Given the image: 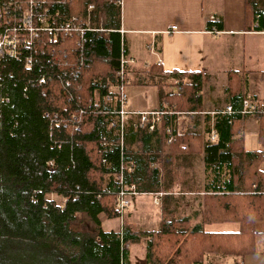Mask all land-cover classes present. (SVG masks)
I'll list each match as a JSON object with an SVG mask.
<instances>
[{"label":"trees","instance_id":"1","mask_svg":"<svg viewBox=\"0 0 264 264\" xmlns=\"http://www.w3.org/2000/svg\"><path fill=\"white\" fill-rule=\"evenodd\" d=\"M35 1L39 2L36 17H77L83 22L93 5L91 28L102 31L40 32L33 39L21 33L19 58L0 61V264H130V250L123 249L122 243L136 244L141 237H150L149 264H198L206 253L237 257L254 253V225L264 217V189L260 183L257 188L252 185L257 181L255 166L259 169L263 164V154L246 152L244 140L234 138L241 124L235 116L232 125V117L215 116L217 142H207L203 149L202 138L198 140L209 182L204 222H237L239 233H187L177 221L167 219L156 232L134 233L127 225L122 235L101 229V214L120 218L114 177L122 162L135 165L129 179L141 192L155 191L144 188L146 175L156 185L160 182V171L151 164L174 162L197 136L187 134L168 144L165 120L154 133H132L138 152L126 144L122 151L110 129L111 112L118 108V101L107 102L120 83L122 57L129 59L121 34L119 0ZM1 2L8 8L4 17L10 28L18 27L31 9L30 0ZM245 19L248 29L258 21L256 31H264V9L259 0H248ZM130 72L129 63L128 85ZM170 75L175 72L154 67L141 71L137 80L162 89L164 78ZM182 75L192 83L183 86L177 111L200 112L203 76ZM260 122L264 145V115ZM153 138L158 139L160 148L151 153L148 144ZM84 214L97 225L96 232L75 229Z\"/></svg>","mask_w":264,"mask_h":264},{"label":"crops","instance_id":"2","mask_svg":"<svg viewBox=\"0 0 264 264\" xmlns=\"http://www.w3.org/2000/svg\"><path fill=\"white\" fill-rule=\"evenodd\" d=\"M261 3L264 9V0ZM247 4L248 0H123L121 34L128 49L131 70L127 87L128 110L157 111L167 106L168 110L177 111L178 105L171 102L170 97L179 96L183 86L192 83L191 78L182 77L183 73L202 74V110L188 115L183 125L184 135L197 136L196 140L189 141L190 149L165 166L161 165V160L153 162L151 168L160 171L159 185L149 180L148 175L143 180L144 188L155 191L141 192L136 185L139 194L133 198L124 219H108L104 214L99 216L104 232L123 234L124 225L134 233L156 232L164 219L172 221V217L177 226L188 233L196 230L210 234L240 232L241 225L237 222H204L205 197L208 196L205 187L209 182L205 155L199 151L198 138H202L203 149L207 142H212L208 130L211 131L215 120L213 113L223 111L230 104L240 106L247 95L264 99V33L256 31V23L247 28ZM173 26L179 31L167 34ZM213 29L219 33H211ZM142 63L145 67L158 64L164 71L175 72V75L164 78L162 89L153 84H139L137 77L144 70ZM178 75L182 78H177ZM233 75L240 78L237 89L231 85ZM176 88L177 92H174ZM215 91L219 93L215 94ZM245 124L246 132L240 138L244 140L245 151L263 152V144L260 147L251 141L252 133L260 140V119L248 117ZM132 133L135 132L128 133L125 143L130 150L138 152ZM159 148L157 138L148 144L151 153ZM258 171L264 173V164ZM252 187L258 185L253 183ZM158 194L162 195L161 202L155 205ZM147 197H153L150 203ZM112 220H120V225L105 230V224ZM254 232V253L245 257L206 253L198 264H264V217L256 221ZM149 242L150 237H141L139 243L131 245L130 264H149ZM133 246L139 248L135 250Z\"/></svg>","mask_w":264,"mask_h":264},{"label":"built area","instance_id":"3","mask_svg":"<svg viewBox=\"0 0 264 264\" xmlns=\"http://www.w3.org/2000/svg\"><path fill=\"white\" fill-rule=\"evenodd\" d=\"M123 0H119L118 4L121 6ZM31 9L26 10L24 17L20 21L18 27L10 28V23L5 21V14L8 12V8L0 0V61L5 57H11L18 59L21 50V33H28L31 39L38 36L40 32H65V33H85L86 31H102V29L91 28L92 12L96 10L95 6L91 5L87 9L86 21L80 20V18L74 17L70 20H57L54 17L37 16V6L39 2L30 0ZM48 9H45L47 12ZM260 16H258L259 18ZM256 28H258V21L256 22ZM178 27L173 26L167 34L171 35L178 32ZM211 33H219L216 29L211 30ZM261 33H264L261 32ZM124 42V41H123ZM124 48V43H123ZM130 63V60L125 56L122 57L121 71L119 72L120 83L116 87L115 95L110 94L107 97V102L118 101V108L111 112L112 120L110 122V129L113 135L119 139L121 150L125 148L126 137L130 131L146 130L149 133H154L163 127L164 121L167 120L165 132L168 135L167 143L170 144L184 136V123L188 120V115H194L197 113H179L176 110H168L165 106L161 110L157 111H130L128 110V81L126 77V65ZM41 84L45 83V79L40 80ZM213 115H227L239 117L241 120L240 128L235 139H239L244 136L246 131L245 119L248 117L258 118L264 115V99L255 98L252 95H247L241 102L239 108H235L234 105H228L223 111L215 112ZM234 123V119L230 120V124ZM210 140L212 142L218 141V134L213 123L210 131ZM263 164H264V151ZM156 166V164H155ZM133 164H127L122 162L119 174L115 175V184L117 190V203L116 209L120 213V218L124 219L125 214L128 212L132 205V200L139 194L138 188L135 183L130 181L129 174L134 171ZM160 169V168H159ZM161 194L154 199L155 205H160ZM122 235V233L120 234ZM123 249L130 250L131 245L122 243Z\"/></svg>","mask_w":264,"mask_h":264},{"label":"rangeland","instance_id":"4","mask_svg":"<svg viewBox=\"0 0 264 264\" xmlns=\"http://www.w3.org/2000/svg\"><path fill=\"white\" fill-rule=\"evenodd\" d=\"M259 1L261 2V0H259ZM99 16H101L100 13H99ZM98 20L101 23L100 17H98ZM142 67L146 70L148 68H154V67H157L158 68L160 66L157 64V65L145 67L144 64L142 63ZM239 83H240V78L238 76H234L233 75L232 78H231V85L234 88L237 89V88H239ZM218 89H220V88H218ZM174 92H177V88L174 90ZM214 93L215 94L216 93H219V91H215ZM170 98H171V102H176V101H179V99H180V97L177 96V95H172ZM251 139H252L251 141H253V144L254 145H258V146L261 147L262 142L260 140H258V138H257V136H255V134L252 133ZM253 169H254V167H253ZM255 171H256L255 178H256L257 181H254V183H256V184H259L260 183V185H259L260 186V189H264V184H263L264 183V173L258 172V167L257 166H255ZM202 178H203V176H201V179ZM49 198L55 199L56 201H58V202L60 201L61 202V199L58 198V197L50 196ZM146 199L150 203V199H153V197H147ZM157 209L159 210V208H157ZM80 219H81V223L75 226V229L77 231H80V232H83V233H85V232L94 233V232L97 231V229H98L97 225H95L92 221H90V219H89V217H87V215H85V214L84 215H81L80 216ZM168 220H171V219L168 218ZM172 220H173V217H172ZM105 225H106V227L104 226V229L105 230H112V229L117 228L120 225V220H112V222L110 224L107 223ZM184 228H186V227H184ZM133 248L135 250H137L139 247L133 246ZM134 252H136V251H134Z\"/></svg>","mask_w":264,"mask_h":264},{"label":"bare ground","instance_id":"5","mask_svg":"<svg viewBox=\"0 0 264 264\" xmlns=\"http://www.w3.org/2000/svg\"><path fill=\"white\" fill-rule=\"evenodd\" d=\"M127 66V65H126ZM118 86V85H117ZM129 103V102H128ZM114 104V103H113ZM115 110V109H114ZM112 115V114H111Z\"/></svg>","mask_w":264,"mask_h":264}]
</instances>
